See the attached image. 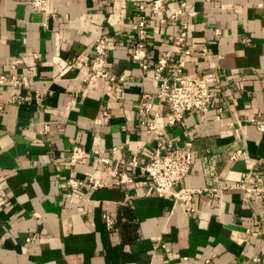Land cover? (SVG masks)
Returning a JSON list of instances; mask_svg holds the SVG:
<instances>
[{
  "label": "crops",
  "instance_id": "crops-1",
  "mask_svg": "<svg viewBox=\"0 0 264 264\" xmlns=\"http://www.w3.org/2000/svg\"><path fill=\"white\" fill-rule=\"evenodd\" d=\"M29 2L0 0V74L29 81L22 103L0 84V264H264V200H244L236 186L264 171V131L250 121L264 123V0H164L157 12L151 0H47V14ZM182 2L194 12L184 72L205 77L213 97L206 112L167 126L164 139L179 148L191 142L195 158L179 186L205 191L188 210L172 196L146 195L145 175L131 166H122L134 177L129 185L71 186L100 168L94 157L70 162L74 145L111 160L136 155L140 165L153 156L139 107L148 101L145 119L157 113L165 124L169 106L156 97L154 66L160 56L178 57L170 16ZM101 37L107 68L124 76L119 95L109 82L82 81ZM139 40L147 69L128 55ZM104 212L115 218L110 230Z\"/></svg>",
  "mask_w": 264,
  "mask_h": 264
},
{
  "label": "built area",
  "instance_id": "built-area-1",
  "mask_svg": "<svg viewBox=\"0 0 264 264\" xmlns=\"http://www.w3.org/2000/svg\"><path fill=\"white\" fill-rule=\"evenodd\" d=\"M29 3L32 8L47 14V0H30ZM149 6L153 12H157L164 6V0H151ZM140 7L143 8V5H140ZM184 7L185 3L182 2L176 12L170 16V18L178 20L179 31L175 39V44L180 48L178 57L173 60L169 56H160L154 66L153 78L159 82V91L156 97L159 101H165L169 106L165 124H157V113L154 114V120L145 119L152 109V105L148 101H142L139 107V112L145 117L141 121V125L144 126L146 134L151 136L156 144L153 156L146 164L140 165L136 155L111 160L102 157L95 149L89 152L78 145H74L68 156L70 162L76 163L82 159L94 157L100 164V168L83 180L69 179L68 182L71 186L84 185L88 190L93 191L112 185H129L134 182V177L129 172L122 170V166H131L138 167L145 175L143 183L146 187V195L172 196L177 204L185 206L188 210H191L193 197L205 191L179 186V183L189 173L195 158L191 142H186L182 148H179L174 146L173 139H164L167 126L183 124L185 115L192 111L206 112L213 97V92L205 77L184 72V58L194 53V46L189 40L188 20L186 18L193 15L194 12H186ZM145 25V19L142 18L135 26L140 36L144 33ZM93 49L89 70L82 77V81L87 84L109 82L114 94L119 95L122 90L124 76L107 68V40L103 37L99 38ZM201 51L202 53L206 52V48L202 47ZM128 55L130 60L139 64L141 68L147 69L149 67V63L146 62L147 49L142 40L137 41L135 45L128 48ZM212 75L214 76V74ZM28 82L25 75L17 76L13 73L11 76H6L0 74V84H8L12 88L9 94L12 101L22 103L29 100L28 96L21 93V89L26 87ZM143 97L146 99L148 95L145 94ZM38 98L39 96H36V99ZM3 107L4 102L0 100V110ZM102 120L104 122L109 121V114L106 110L102 112ZM250 121L256 124L258 130L264 131V123L259 122L256 118H252ZM47 130L48 125H43L41 131L46 132ZM234 130L236 136L239 137V129L234 128ZM112 151L114 152V148ZM241 154V150H236L232 153L231 159L235 160ZM258 164L259 166L263 165V159L259 160ZM236 186L244 192V200L247 199V196H259L264 200L263 169L260 167L257 170L249 171L239 180ZM5 200V194L0 192V206L5 203ZM102 219L108 230L114 226L115 218L108 212L102 214ZM262 225L264 227V220Z\"/></svg>",
  "mask_w": 264,
  "mask_h": 264
}]
</instances>
